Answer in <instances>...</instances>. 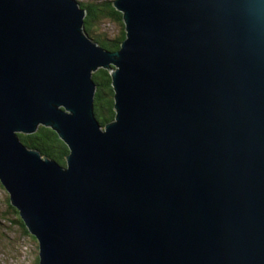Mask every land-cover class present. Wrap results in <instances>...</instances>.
Masks as SVG:
<instances>
[{
	"label": "water",
	"instance_id": "95a60500",
	"mask_svg": "<svg viewBox=\"0 0 264 264\" xmlns=\"http://www.w3.org/2000/svg\"><path fill=\"white\" fill-rule=\"evenodd\" d=\"M111 4L116 50L76 0H0V182L38 264H264V0ZM38 124L64 167L18 140Z\"/></svg>",
	"mask_w": 264,
	"mask_h": 264
},
{
	"label": "trees",
	"instance_id": "16d2710c",
	"mask_svg": "<svg viewBox=\"0 0 264 264\" xmlns=\"http://www.w3.org/2000/svg\"><path fill=\"white\" fill-rule=\"evenodd\" d=\"M78 2V1H77ZM79 7L85 10V14L82 18V28L86 35L95 41L98 45L107 50H116L119 47V42L124 37L123 22L121 19V13L116 10L111 0H107L102 4H84L78 2ZM114 21L120 25V34L112 40L96 38L91 35V27L101 19ZM91 80L95 84L93 96H92V113L98 124L102 127L106 122L112 120L114 115V109L112 108V94L113 90L110 85V77L107 70L104 68H96L90 74ZM18 140L26 147L35 149L41 154L40 156H46L52 159L54 162L61 166H65V155L68 152L67 145L59 138L56 131L49 126L38 124L36 129L30 133H15ZM2 188L6 192L7 206L12 212H15L20 217L18 209L10 203L9 194L4 185L0 182ZM17 224L23 230L26 229L23 220L17 217ZM29 232V231H28ZM30 233V232H29ZM32 240L37 241L33 234H29ZM35 238V239H34ZM37 247V246H36ZM38 248V247H37ZM34 264H38V255H35Z\"/></svg>",
	"mask_w": 264,
	"mask_h": 264
},
{
	"label": "rangeland",
	"instance_id": "374dc122",
	"mask_svg": "<svg viewBox=\"0 0 264 264\" xmlns=\"http://www.w3.org/2000/svg\"><path fill=\"white\" fill-rule=\"evenodd\" d=\"M76 1L84 4H102L107 0ZM120 29L116 22L102 18L96 21L90 32L93 37L112 40L120 34ZM2 187L0 185V264H34L38 243L30 238L27 228L23 230L18 226L16 218L20 217L7 206L6 192Z\"/></svg>",
	"mask_w": 264,
	"mask_h": 264
},
{
	"label": "bare ground",
	"instance_id": "6f19581e",
	"mask_svg": "<svg viewBox=\"0 0 264 264\" xmlns=\"http://www.w3.org/2000/svg\"><path fill=\"white\" fill-rule=\"evenodd\" d=\"M41 155V154H40Z\"/></svg>",
	"mask_w": 264,
	"mask_h": 264
}]
</instances>
